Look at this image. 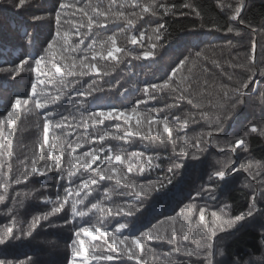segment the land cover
Wrapping results in <instances>:
<instances>
[{
    "label": "snow or ice",
    "instance_id": "1",
    "mask_svg": "<svg viewBox=\"0 0 264 264\" xmlns=\"http://www.w3.org/2000/svg\"><path fill=\"white\" fill-rule=\"evenodd\" d=\"M26 2L27 0H18L16 7L23 8ZM220 7L223 8L224 5L221 4ZM179 8H188L195 16L202 17L201 11L192 3L186 2ZM179 8L175 3L166 2V0H108L107 6H105L104 0H96L95 3H92L91 0H88L87 3L85 0H72L71 3L67 0H51L48 8L42 10L44 14L35 15L32 20L34 26L45 19L49 22L54 21L55 35L48 40L39 55L30 52L14 68H0V72H10L14 77H18L25 66L34 65L31 70L36 73L35 78L31 81L30 92L26 93L24 97L17 95L11 102V110L7 112L5 118L0 119V157L8 158L7 161H0V178H2L0 179V189L4 193L0 195V203L6 199L9 187L13 183L19 185L22 180L29 181L30 177L43 176L53 170L59 173L56 182L58 189L63 187V181L66 179L69 186L63 187L65 193L63 197L61 198L60 192L57 191L55 200L45 198L46 204L55 206L50 212L35 217L24 235L31 236L40 226L41 221H48L49 217L56 214L67 213L64 223L73 229L71 243L67 245L70 250V254L66 257L67 264H113V262L128 264L130 261H135L136 264H148L147 258L143 254V249L148 241H166L168 245L173 246L171 252L164 253L165 256L183 253L186 257L202 258L203 264H217L214 259L213 237H217L218 231H225L224 225L233 228L252 218L253 213L257 211L256 204L259 201H264V189L259 191L253 189L247 212L225 219L221 215L224 212V208L221 207L220 212H211V226L205 220L203 207L199 208L198 223L191 224L196 205L186 204L177 216L168 217L170 233L168 230L161 232L156 225H153L147 231H141L139 235H136L135 219L144 206V197L156 191L157 187L164 188L165 185L162 182L158 184L157 181L137 184L135 179L128 178V173H132L134 176L143 175L147 170L160 167V164L153 163L154 159H159V155L146 156L145 151L129 152L126 148L113 153L111 147L103 146L85 152L82 156L73 155L75 150L80 148V143L70 142L69 136L77 129L83 128L85 131V135L78 136L77 141L89 143V131L95 132L97 127L103 125L106 120L117 119L124 121L127 125L126 135L117 136L113 132L105 131L103 135L92 136V139L105 142L106 137H112L114 140L124 141L129 146L139 142L144 145L145 150L150 145L167 147L170 144L173 154L168 157L172 163L167 171L175 175L183 166L182 163L175 161L187 157L190 150L193 158H196L200 152L204 151L200 148L201 139L211 138L214 133H222L232 114L245 104L250 90L251 74L256 71L254 55H247L241 63L224 61L229 67L244 69L248 73L246 79H234L232 74L227 75L228 83L215 81L209 83L207 79H204L199 86V92H194L192 86L197 82L193 79L194 69L199 67L203 74L209 71L201 64V61H208L209 57L203 52H197L194 57L185 56L180 59L176 66L171 68V75H168L167 79L161 83L146 84L141 90L146 99L143 101L137 99L136 104L130 110L121 111L110 106V110L107 111H88L91 105L89 98L100 100V97H93V93L103 90L96 86L94 79L86 87L80 88L81 79L93 73L108 76L125 58L130 57L139 61L156 56L157 49L161 48L164 40L167 39L170 26L167 23H155V26L150 30L147 28L140 30L139 38L133 33L137 31L141 23L145 22L147 17L163 20L169 15L184 16L185 13ZM228 8L231 10V15L226 26L213 23L212 27L215 31L223 30L240 36L243 29L234 26L231 22L237 21L239 25L250 27L242 18L245 0H235V6L229 4ZM109 24H123V27L119 33L113 32L112 35L98 39L99 34ZM124 32L128 33V43L130 45L139 44L141 51L131 47L117 46V37ZM24 35L33 48H36L40 43L34 32L29 34L25 31ZM74 37H79V40L77 41ZM86 38L91 42L86 44ZM221 47L228 49L234 45L228 41ZM254 50L255 43L253 42V53ZM98 61H108L111 63V67L104 70L103 66L98 67ZM211 63L215 68L222 69L223 67L217 59H212ZM185 70L187 75H185ZM260 74L264 76V69H260ZM72 91L76 92V97H73L72 100L73 108L79 115L78 120L75 116L69 120V117L62 116L59 111H48L50 105L60 107V102L64 97L70 96ZM173 94H175L176 103L166 104L164 108L149 109L144 113L138 111L139 106L146 105L149 100L157 101L164 95ZM185 100L189 105H192L194 110L186 114L181 121L179 117L172 116L171 111L181 107L180 102ZM261 103L264 104V95L261 97ZM41 110H43L42 139L37 140L30 163L23 162L25 169L23 175L12 180L10 178L12 173L10 161L14 154V126L22 112L32 113L39 118ZM153 111L155 113L167 111L168 115L158 119L157 115L149 114ZM66 120H69L68 126L72 129L71 132H68L65 127ZM170 120L172 121L171 125ZM200 121L205 122L209 130L202 132L197 138L196 145L193 146L189 142L191 138L187 134L179 135V132L185 131L190 124L196 125ZM145 125L148 128L147 132L143 130ZM160 125H163V132L159 131ZM120 127L121 125L117 123L116 128ZM152 128L157 129L155 133L151 131ZM170 128L177 132L175 137ZM58 130L63 135H57ZM249 132H259L264 135V127L258 128L252 125ZM137 137H139V141H136ZM66 148L72 151L66 153ZM227 148L235 152L237 148L247 149L248 144L245 139L240 138L235 140L234 145L228 143ZM102 153L106 154L101 159ZM65 154L69 158L66 165L62 162V157ZM113 160L119 162L122 167H115ZM39 161H45L43 167L38 166ZM94 161H98V163L94 164ZM218 163H221L222 167L208 177L209 181L223 182L229 178V167L232 161H218ZM253 167L258 169L255 174L251 171ZM240 168L248 171L253 180L264 173V163L259 161L241 163ZM65 169H67L66 177ZM231 171H236V168L231 167ZM85 175H87L86 179L83 178ZM77 179L81 181L78 185L75 184ZM111 181L116 182L114 194L125 198L126 202L122 206L117 205L115 212L111 206L107 207V211H105L102 201H107L111 205L113 193L109 188H104V196L101 200H97L89 206L88 202L93 194L102 187L101 182ZM168 183H171V179L168 180ZM245 187H252V185L248 184ZM197 195L202 196L203 192H197ZM211 198L216 199L215 196ZM12 199L15 202V197ZM96 213H99L101 217L100 226H85L89 224L90 217ZM116 217L124 222L117 221ZM178 217L180 219L179 231L175 226ZM129 218L132 219L129 220ZM113 223L115 228L112 231H103ZM160 223L163 224L164 221ZM15 226L14 216L10 225L0 227V246L6 247L13 240L19 239L14 232ZM125 230H127V234H125ZM102 231L103 237L106 239L102 246L103 250L98 251L93 241L97 239L96 234ZM89 237L92 239H87ZM262 237H264V229H262ZM184 242H190L193 246H182ZM261 242L264 243V238ZM148 252L151 253L152 249L148 248ZM0 264H33V261L31 257L15 262L9 259H0Z\"/></svg>",
    "mask_w": 264,
    "mask_h": 264
},
{
    "label": "trees",
    "instance_id": "2",
    "mask_svg": "<svg viewBox=\"0 0 264 264\" xmlns=\"http://www.w3.org/2000/svg\"><path fill=\"white\" fill-rule=\"evenodd\" d=\"M51 0H27L23 8L18 9L16 4L18 0H0V68H14L21 59H25L26 55L34 52L35 55L40 54V50L46 46L48 40L55 35V24L48 20H43L34 26L32 17L35 15H43L48 8ZM71 3L72 0H67ZM87 3L88 0H85ZM95 3L96 0H91ZM166 2L175 3L179 8L184 3H192L202 13V17H197L188 8H179L185 15L179 14L166 16L163 20L147 17L144 23L139 25L135 34L138 38L140 30L145 28L151 29L155 23H167L169 34L164 40L163 46L157 49V55L139 61L125 58L120 65L112 71L108 76H102L100 73H93L90 76L81 79L80 88L86 87L94 79L96 86L101 88L102 92H94L93 97H100V100H93L91 97V105L88 111H107L111 107L117 110H130L136 100H145L146 97L142 93V89L146 84L161 83L171 75V68L185 56L194 57L197 52H203L208 56V61H201L203 67L208 68V73L203 74L198 67L194 69L193 79L197 81L193 84V91L199 92V86L204 79L209 83L213 81L219 83H228L227 75L232 74L234 79L243 80L247 78L248 73L244 69L229 67L225 60L232 63H241L247 55L252 54V44L255 43L254 57L256 61V71L252 73L250 81V90L246 97V102L241 105L229 118L225 124L222 133H214L211 138H204L200 141V148L204 149L196 158H193L192 151H189L187 157L176 160L182 163L181 169L173 175L167 171L172 161L168 159L173 154L172 146L150 145L147 150L144 149L142 143H134L131 146L124 141L114 140L112 137H106L105 142L98 139H92V136L103 135L105 131L115 133L117 136L126 135L127 125L122 120L113 119L105 121L103 125L97 127L95 132L89 131V143L77 141L78 136L85 135L83 128L77 129L69 136V141L80 143V148L73 153L74 156H82L85 152H89L94 148L103 146L111 147L113 153L122 148L131 151H145V155L156 156L154 164H160V167H154L147 170L143 175H135L128 173L129 179H135L137 184H147L149 181H157L164 183V188L157 187V190L144 197V206L135 219L136 235L141 231H147L156 225L161 232L169 229L170 222L168 217L177 216L186 204H194L196 208L193 212L191 224H197L199 221V208L205 209V220L211 226V212H220L221 207L224 212L221 213L223 218L227 219L235 217L238 214L245 213L249 210V203L253 189L259 191L264 189V173L257 176L255 180L249 175L248 171L240 168L241 163L249 161H259L264 163V135L259 132H249L250 126L255 125L258 128L264 127V104L261 103V97L264 95V76L260 74V69H264V0H245V9L243 19L250 27L239 25L237 21H232L234 26L241 27L243 30L240 36L235 33H227L225 31H215L212 24L225 25L229 22L231 15L229 4L235 6V0H166ZM108 0H104L107 6ZM224 5L223 8L220 5ZM203 25V26H201ZM123 24H109L98 39L112 35L113 32L119 33ZM255 29V31H253ZM25 31L29 34L35 33L40 41L36 48H33L24 35ZM128 33L124 32L117 37V46L123 48H134L141 51L139 44L130 45L128 43ZM77 41L79 37H74ZM231 41L234 47L222 48V45ZM91 41L87 40L86 44ZM85 44V46H86ZM214 54V55H213ZM217 59L223 65L221 68H215L211 60ZM111 67L108 61L99 62L98 67ZM32 66H25L18 77H14L10 72H0V119L6 117L11 110V102L15 100L17 95L22 97L30 92L31 81L35 78L36 73L31 70ZM185 70V75H187ZM27 85V87H25ZM254 90V91H253ZM76 97V92L72 91L70 96L64 97L60 102V107L50 105L48 111H59L62 116H75L79 119L78 113L73 108L72 98ZM176 103L175 94L164 95L157 101L149 100L146 105H141L138 111L144 113L149 109L164 108L166 104ZM181 107L172 110L171 115L179 117L182 121L184 116L193 111L192 105L187 101L180 102ZM43 110L38 118L32 113L22 112L17 124L14 126L13 133V157L11 159L12 173L10 178L15 180L23 175L25 161H31V157L35 152L37 140L42 139V121ZM149 114L157 115L158 119H162L168 112ZM60 119V117H57ZM69 120L65 121V127L68 132L72 129L68 126ZM119 123L121 127L116 128ZM133 123H135L133 121ZM170 125L172 121H169ZM39 125V126H38ZM145 132L148 131L145 125ZM157 129L152 128L155 133ZM173 131V135L177 132ZM209 130L208 125L200 121L196 125L190 124L185 131L179 132V135L187 134L190 144L195 146L197 138L202 132ZM159 131L163 132V125H160ZM247 133V135H245ZM57 135H63L57 131ZM243 138L248 144V148H237L235 152L228 150L227 144H235L236 139ZM139 141V137L135 138ZM210 141V142H209ZM146 143V142H145ZM223 149V151H221ZM71 149L66 148L65 152ZM106 153H102V159ZM68 157L65 154L62 157L63 164L68 163ZM7 157H0V161H7ZM232 161L229 167V178L223 182L217 180L209 181L208 177L213 172L221 169L222 164L218 163ZM45 161H39L38 166L43 167ZM98 161H94V164ZM115 167H122L119 162L113 160ZM235 167L236 171H231V167ZM7 171V168H5ZM110 171V170H109ZM255 174L258 169H251ZM67 175V169L64 171ZM59 173L55 170L47 172L45 175H36L30 177L29 181H21L19 185L11 184L6 199L0 203V227L10 225L13 217L16 219L14 228L15 235L19 239L13 240L8 246H0V259H9L12 261L24 260L28 257L32 258L33 264H67L66 257L70 254L67 245L71 243L73 229L70 225H66L64 220L67 213L56 214L49 217L48 221H41L40 226L33 232L31 236H25L24 232L28 230L31 222L37 216H42L52 210L53 204H46L45 198L55 200L57 191L60 192L61 198L65 194L63 187H68V181H63V187L57 188L56 182ZM83 178H87L85 175ZM2 179V178H0ZM171 179V183L168 180ZM80 179L75 184L80 183ZM102 187L93 194L89 200L95 203L104 196V188H109L112 195V203L109 205L107 201H102V206L107 211V207L115 208L117 205H123L126 200L123 197L114 194L115 181L101 182ZM252 187H245V185ZM46 186V187H42ZM203 192L202 196H198L197 192ZM31 193V195H29ZM4 194L0 189V195ZM215 196L216 199L211 197ZM12 197H15V202ZM22 202V203H21ZM137 207H140L137 205ZM11 209V211H9ZM257 211L253 213V217L242 222L233 228L224 225V232H217V237H213L215 243L214 259L217 264H264V243H262V229H264V201L256 204ZM100 215L96 213L90 217L89 224L85 226H100ZM132 218H129L131 220ZM116 220L121 221L119 217ZM164 221L163 224L160 222ZM177 230L180 229V219L178 217L175 224ZM115 224H109L103 231H112ZM103 231L97 233V239L93 243L97 246L98 251L103 250ZM127 234V230H125ZM91 240L92 238H87ZM182 246H193L190 242H184ZM148 248L152 252H148ZM173 246L168 245L166 241H148L143 249V254L147 258L148 264H203V259L197 257H186L183 253H174L171 256H165L164 253L171 252ZM126 259V258H125ZM116 264V262H113ZM128 264H136L130 261Z\"/></svg>",
    "mask_w": 264,
    "mask_h": 264
},
{
    "label": "rangeland",
    "instance_id": "3",
    "mask_svg": "<svg viewBox=\"0 0 264 264\" xmlns=\"http://www.w3.org/2000/svg\"><path fill=\"white\" fill-rule=\"evenodd\" d=\"M252 54L254 55L255 53L252 52Z\"/></svg>",
    "mask_w": 264,
    "mask_h": 264
}]
</instances>
